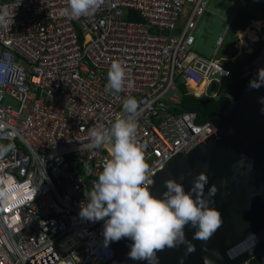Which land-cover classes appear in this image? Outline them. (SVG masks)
<instances>
[{
	"label": "built area",
	"instance_id": "2783aa9c",
	"mask_svg": "<svg viewBox=\"0 0 264 264\" xmlns=\"http://www.w3.org/2000/svg\"><path fill=\"white\" fill-rule=\"evenodd\" d=\"M208 4L102 0L93 13L74 19L64 14L68 0H0V13L12 21L0 27V144L12 145L0 157V264L114 259L103 221L79 217L111 158L110 146H83L92 129L128 115L123 103L129 96L139 104L135 135L150 187L151 176L177 153L191 152L217 132L212 122H199L198 113L177 111L179 83L208 90L219 82L218 96L232 76V59L192 52ZM139 17L143 21L132 19ZM224 42L221 37L218 45ZM114 61L126 67L120 93L106 91ZM255 260L264 264V250L245 264Z\"/></svg>",
	"mask_w": 264,
	"mask_h": 264
},
{
	"label": "clouds",
	"instance_id": "9594fccd",
	"mask_svg": "<svg viewBox=\"0 0 264 264\" xmlns=\"http://www.w3.org/2000/svg\"><path fill=\"white\" fill-rule=\"evenodd\" d=\"M101 3L102 0H68L64 14L74 19L88 16ZM11 22L7 11L0 13V27H7ZM125 82L126 67L120 61L112 62L107 73L106 91L120 93ZM131 86L128 81V87ZM248 86L256 90L264 86V68L258 70ZM259 103L264 105V97L259 98ZM123 110L128 114L125 118L117 117L110 127L92 129L90 142L83 146L92 150L109 145L111 158L104 162L87 197V205H81L79 217L92 223L104 222L105 246L122 238L130 240L128 258L132 261L160 264L159 252L181 246H186V255L191 254L196 248L188 239L186 228L195 230L193 239L208 240L220 226L221 211L213 206L219 188L212 184L206 192L209 176L202 171L187 191L182 182L168 179L164 181L165 191L155 194L147 177L149 165L135 135V118L139 113L136 98H126ZM261 111L264 112V108ZM11 149V144H0V157ZM180 180L183 181L184 176ZM185 259L186 256L180 257L179 264H185ZM205 260L206 264H215L208 257Z\"/></svg>",
	"mask_w": 264,
	"mask_h": 264
},
{
	"label": "water",
	"instance_id": "95a60500",
	"mask_svg": "<svg viewBox=\"0 0 264 264\" xmlns=\"http://www.w3.org/2000/svg\"><path fill=\"white\" fill-rule=\"evenodd\" d=\"M251 67L255 75L264 68V46ZM213 85L208 96L216 98L219 82ZM260 97H264V86L258 90L247 86L238 99L225 98L230 106L222 114L206 117L202 112L203 120L212 122L217 132L191 152L177 153L151 176L157 195L165 191L168 179L182 182L189 190L202 171L209 176L205 191L212 184L219 188L213 206L221 211V223L215 233L208 240L193 239L195 230L186 228L195 252L186 255V246L166 248L158 253L160 264H179L182 256H186L185 264H206L205 257L215 264H245L264 250V105ZM130 244L127 238L110 243L114 259L106 264H145L128 258Z\"/></svg>",
	"mask_w": 264,
	"mask_h": 264
},
{
	"label": "rangeland",
	"instance_id": "374dc122",
	"mask_svg": "<svg viewBox=\"0 0 264 264\" xmlns=\"http://www.w3.org/2000/svg\"><path fill=\"white\" fill-rule=\"evenodd\" d=\"M241 2L242 0H209L208 9L200 19L194 34L195 43L192 46V52L197 53V55L201 57L211 59L216 57L219 51V58L233 57L231 62L237 60L238 55L236 53L239 55L241 54L239 56L240 59L237 60V62L240 60L244 61L249 55L253 54L251 51V41H249V48H242L241 44L243 40L241 39V35H237V41L235 43V32L234 29H231L230 21L233 19L235 13L234 10ZM179 26H182V23L179 24ZM250 32L252 34L254 33L253 35H256L255 29H251ZM220 36H226L224 45L221 48L217 46V41ZM257 39L260 41L261 38L257 36L256 40ZM260 42L262 43V41ZM234 43L235 46L241 49L240 53L234 49ZM191 92H196V90L191 88ZM226 96H228L226 85L225 82H222L220 94L217 96V99L219 100ZM6 103L17 106V102L10 98H6Z\"/></svg>",
	"mask_w": 264,
	"mask_h": 264
},
{
	"label": "trees",
	"instance_id": "16d2710c",
	"mask_svg": "<svg viewBox=\"0 0 264 264\" xmlns=\"http://www.w3.org/2000/svg\"><path fill=\"white\" fill-rule=\"evenodd\" d=\"M254 5L256 8L252 11ZM260 11H264V3L262 0H245L238 18L234 21L233 27L235 34L237 31H247L253 22L263 20V18L258 17ZM132 19L143 21L140 17ZM263 46L264 42L260 43L255 52L248 56L245 61L231 66L232 76L226 86L227 94L230 98L238 99L249 85V82L256 78L255 74H251V64ZM178 85L181 96V108L177 109V111L196 112L199 114V122L204 121L201 117L202 112L206 117H214L222 114L230 106V103L225 98L219 100L198 98L190 94L189 89L184 83H179ZM252 264H260V261L255 260Z\"/></svg>",
	"mask_w": 264,
	"mask_h": 264
},
{
	"label": "crops",
	"instance_id": "0c3cea01",
	"mask_svg": "<svg viewBox=\"0 0 264 264\" xmlns=\"http://www.w3.org/2000/svg\"><path fill=\"white\" fill-rule=\"evenodd\" d=\"M244 2H245V0H242V2L240 3V5L238 4V6L235 8V10H234V16H233V19L230 21V23H231V29H234V21L238 18V16H239V14H240V12H241V10H242V7H243V5H244ZM262 2L264 3V0H262ZM255 5H254V7L252 8V11L253 10H255ZM258 17L259 18H263V20H261V21H259V22H253L250 26H249V28L247 29V31H251V29H255V36H256V38H257V36H259L261 39H260V41H264V11H260L259 13H258ZM255 23H260L262 26H261V28L258 30V28L255 26L256 24ZM256 27V28H255ZM251 28V29H250ZM247 31H237L236 32V34H235V43H236V41H237V35H241L243 32H247ZM222 36H220L219 38H218V41H219V39L221 38ZM223 38H226V36L225 37H223ZM218 41H217V46L218 47H222V46H219L218 45ZM259 41V39H257L255 42L254 41H251V45H252V48H251V51L254 53L255 52V50L259 47V44L261 43ZM235 43H234V49H236L239 53L241 52V49H239L237 46H235ZM256 44H257V46H256ZM197 54V53H196ZM218 54H219V51H218V53H217V55H216V57H218ZM237 55H238V57H237V60H239L240 59V55L238 54V53H236ZM250 56V55H249ZM205 58V57H204ZM219 58V57H218ZM223 58V57H222ZM221 58V59H222ZM233 57H231V58H224V59H232ZM237 60L236 61H234V62H231V66H233L234 64H237V63H239V62H242V60H240V61H238L237 62ZM245 61V60H244ZM204 88V89H203ZM195 90H196V92H191V88L189 89V92H190V94H192V95H195L196 97H201V96H203L204 94H205V92L207 91V86H204V87H202V88H200V89H197V88H194ZM201 90V91H200ZM202 92V93H201Z\"/></svg>",
	"mask_w": 264,
	"mask_h": 264
},
{
	"label": "bare ground",
	"instance_id": "6f19581e",
	"mask_svg": "<svg viewBox=\"0 0 264 264\" xmlns=\"http://www.w3.org/2000/svg\"><path fill=\"white\" fill-rule=\"evenodd\" d=\"M256 25V27L258 28V30L261 28V24L260 23H255ZM255 27V28H256ZM251 29V28H250ZM254 34V33H253ZM251 32H249V31H247V32H243L242 34H241V39L243 40L242 41V48L243 47H248L249 48V44H250V42L249 41H256V36L255 35H253ZM243 51V50H242ZM204 89V88H203ZM202 93V92H201Z\"/></svg>",
	"mask_w": 264,
	"mask_h": 264
},
{
	"label": "flooded vegetation",
	"instance_id": "af4514ba",
	"mask_svg": "<svg viewBox=\"0 0 264 264\" xmlns=\"http://www.w3.org/2000/svg\"><path fill=\"white\" fill-rule=\"evenodd\" d=\"M225 85H227V84H225ZM205 94L206 95H208V90L205 92ZM205 99H217L218 97H216V98H211V97H204ZM224 98H226V97H224ZM221 99V98H220Z\"/></svg>",
	"mask_w": 264,
	"mask_h": 264
}]
</instances>
